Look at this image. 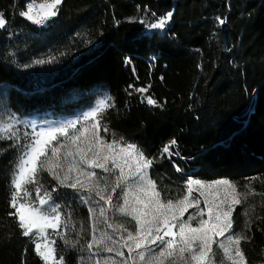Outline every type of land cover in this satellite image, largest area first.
Instances as JSON below:
<instances>
[{
    "label": "trees",
    "instance_id": "trees-1",
    "mask_svg": "<svg viewBox=\"0 0 264 264\" xmlns=\"http://www.w3.org/2000/svg\"><path fill=\"white\" fill-rule=\"evenodd\" d=\"M28 2L0 0L7 20L0 29V112L69 116L107 93L115 107L99 117L100 136L123 137L155 158L149 175L162 199L181 198L189 177L226 178L247 195L235 206L231 233L250 236L240 245L246 260L263 264L264 0H62L58 15L42 27L19 15ZM169 11L173 18L163 33H145L147 23ZM130 84H150L147 95L162 107L145 105ZM173 138L172 155L162 156ZM10 143L0 141L6 150L0 155V264H44L8 215L15 211L10 181L18 156ZM96 172L109 185L115 178ZM37 179L42 191L56 185L46 171ZM56 200L63 239L50 230L55 255L79 264L91 239L94 201L83 203L70 189H60ZM64 239L79 244L73 248Z\"/></svg>",
    "mask_w": 264,
    "mask_h": 264
},
{
    "label": "snow or ice",
    "instance_id": "snow-or-ice-1",
    "mask_svg": "<svg viewBox=\"0 0 264 264\" xmlns=\"http://www.w3.org/2000/svg\"><path fill=\"white\" fill-rule=\"evenodd\" d=\"M61 3L62 0H43L41 3L29 0L26 10L20 11L19 15L33 24L44 25L58 15V6ZM152 15L156 16L155 13ZM172 18L173 12L169 11L163 16L156 17L154 22L147 23L146 26L149 29H165ZM216 19L221 25L225 23V19L220 17ZM141 22L145 23L144 20ZM6 26L7 20L0 12V29ZM45 62L33 61L34 64ZM125 63L130 64V58L126 59ZM150 87V84L140 88L131 84L128 86L129 89L141 94L147 93ZM131 94L129 92V95ZM144 102L162 107L150 95L144 97ZM112 107H115L114 101L110 96H106L76 120L54 127H40L39 130L32 124L31 133H24L23 140L26 142H22L21 135L15 130L18 124L26 122L18 120L14 115L10 116L8 121L0 120V141H11L9 147L18 152L10 181L9 200L10 207L15 211L9 212L8 215L17 219L21 235L33 240L35 253L44 264H64L63 256L56 257L54 248L56 241L48 239L47 232L48 229H52L63 239V234L56 231L61 224L62 213L59 211V205H55L53 197V193H59L60 189L72 190L83 203L90 204L95 201L99 205V215L103 217L107 228L119 235V239L114 240L111 234L101 230L97 236L95 234L97 228L95 223L93 224L91 239L86 242L88 251L95 248L96 254L115 252L122 258L125 257L122 249L126 248L128 252V256L119 262L114 257H105L103 264H129V261L131 264H166L168 261L170 264H215L214 245L222 250L224 259L221 260V264L226 262L248 264L240 245L243 240H250L251 237L231 234L235 206L243 202L240 196L243 195L244 199H247V195L238 193L236 186L230 181L214 182L215 185L223 186L225 195L219 203L216 200H204L207 219L203 218L205 210L199 208V201L190 200L193 184L200 189L205 187L204 182L200 180L189 177L185 185L187 194L182 198L175 201L162 199L157 182L149 175L155 158L146 157L136 145L123 142V137L106 142L99 135V117L106 109ZM81 124L85 126L78 127ZM103 130L107 132L108 128L105 126ZM176 144V139H171L162 148L161 155L167 154L170 157L171 150ZM63 149H67L63 153L65 159L69 157L72 159L61 174L62 165L53 163V160H59ZM5 151L0 149V155ZM42 157L46 159L42 160ZM95 169L114 175L111 185L108 182L109 178L101 176ZM176 170L181 171L179 167ZM41 171H46L56 181L51 191L43 190V195H41L43 185L37 179ZM26 185L35 186L38 203L27 199L23 203L20 202L22 194L25 198L31 196ZM208 187L211 188L212 185ZM200 194L204 195V192L201 191ZM254 194L250 189L248 195ZM114 195L118 200H122L121 204H113ZM110 207H115L121 216L129 217L130 221L134 222L132 227L108 222L106 211ZM193 207L197 209L196 214H190L184 219V213ZM95 212L96 208H89L90 214ZM194 220L197 221L195 227L192 225ZM36 240H42L43 243H36ZM109 241L113 245H119V248L109 246ZM64 243L75 248L79 240L64 239ZM83 250L84 246L81 247V251ZM93 264H101V261L96 259Z\"/></svg>",
    "mask_w": 264,
    "mask_h": 264
},
{
    "label": "rangeland",
    "instance_id": "rangeland-1",
    "mask_svg": "<svg viewBox=\"0 0 264 264\" xmlns=\"http://www.w3.org/2000/svg\"><path fill=\"white\" fill-rule=\"evenodd\" d=\"M36 2L37 3H41V2H43V0H36ZM58 8H59V6H58ZM162 30L163 29H149V28H147V26H145V28H144V31L147 34H150V33H153V32L161 34ZM0 91H1V89H0ZM106 96H108V95L105 92L98 93L94 97L92 102L87 107H85L84 109L74 113L73 115H69V116H54V115H51V114H48V113H46V114H34V115H28V116H19V115H16V114H8V113H1L0 112V120L8 121L9 117L14 115L18 120H20L22 122H26V123L18 124L16 126V129H15V130H18V133L21 135L22 142H26V141L23 140V136H24V133H31V131H32L31 125L32 124H35L37 126L36 130H39L40 127H49V126L54 127V126H59L60 124L66 123V122L71 121V120H76L77 118H81L82 115L85 112L90 111L93 107H95L99 103V101L101 99H104ZM146 96H148L147 93H144V94L139 93V98L141 99V101L145 105H148L146 102H144V97H146ZM148 106H151V105H148ZM83 126H85V125L84 124L78 125V127H83ZM89 135H90V133H89ZM99 135H100V133H99ZM60 139L63 140V138H60ZM103 139L106 142H111L114 139L115 140H119L120 138L115 136V135H110V137L108 139H106V138H103ZM53 143H55V142H53ZM66 150L67 149H63L61 151V155H60V158H59L58 161L53 160V163H60L62 165L61 174H63V171L67 169V165L70 162V160L72 159L71 157L65 159L63 153ZM166 155L167 154H165V156ZM50 156H51V153L49 152V157ZM45 159L46 158H43L42 160H45ZM77 159H78V157H77ZM95 171L102 172V170H100V169H95ZM102 173L104 174V172H102ZM193 180H198V179H193ZM223 180L229 181L226 178H218V179H214V180H211V181L200 180V181L204 182L205 187L203 189H200L199 186H197L195 184L192 185L193 191H192V193L190 195V200L191 201H196V200L199 201V208H202V209L205 210L204 211V216H203L204 219L208 218L207 217V210H206L205 205H204V200L205 199H208L210 201L211 200H216V202L219 203L220 200L224 199L225 193H224L223 186L214 184V182H216V181H223ZM185 185H186V182H185ZM209 185H212V187L209 188L208 187ZM25 187H26V189L29 192H33V193H31L30 197H26V198L23 197V194H22L20 202L23 203L27 199V200L35 201L36 203H38V201L36 200V193H35L34 188L31 187L32 190H29L27 188V185ZM117 191L119 192V189ZM201 191L204 192V195L200 194ZM216 193H219V195L217 196ZM184 194H187L186 186H185ZM41 195H43V191L41 192ZM53 197H54L55 205H59L57 200H56L57 193H53ZM173 201H175V200H173ZM121 203H122V200H118L116 198V196L114 195L113 196V204L114 205H119ZM90 207L96 208V212L91 214V216H92V227H93V224L95 223L96 228H97V231H96L95 234L97 236H99L100 235V231L104 230V231H107L109 234H111L114 240H118L119 239V235L117 233H114L112 231V229L107 228L106 223H104V221H103V217H101L99 215V205H97L95 203V201H94V204H90ZM105 207H107V206H105ZM59 211L61 212L60 207H59ZM196 212H197V209L195 207L189 208L187 210V212L184 213V219H187L188 215H190V214L195 215ZM106 215L109 218L108 222L113 223V224H124L126 227L131 228L132 227V223H134V222L130 221L129 217L121 216L120 213L116 210L115 207L107 208ZM198 219H199V217H197V220ZM196 223H197L196 220L192 221V225L194 227L196 226ZM50 230H52V229H48L47 230V232L49 234L48 235V239L53 240L51 238V235H50ZM90 236H92V228H91V235ZM218 239H225V238H218ZM35 242L36 243H43L42 240H36ZM108 244L111 247L119 248V245H113L110 241L108 242ZM233 247H235V246L233 245ZM214 249L216 250V255L214 257L215 264H221V260L224 259L222 250L217 249L215 245H214ZM122 250L125 253V257L124 258H126L128 256L127 249L125 248V249H122ZM86 254L87 255L85 257L80 259L79 264H93L94 260H96V259H99L101 261V264H103L104 258L105 257H109V256L114 257L117 262H119L122 259H124L122 257L117 256L115 252H113V253L100 252V253L96 254L95 248L92 251H88L87 250ZM90 257H91V259H90ZM129 264H131V261H129ZM166 264H170V261L166 262ZM226 264H230V262H226Z\"/></svg>",
    "mask_w": 264,
    "mask_h": 264
},
{
    "label": "built area",
    "instance_id": "built-area-1",
    "mask_svg": "<svg viewBox=\"0 0 264 264\" xmlns=\"http://www.w3.org/2000/svg\"><path fill=\"white\" fill-rule=\"evenodd\" d=\"M40 27H42V26H44V25H39ZM166 157H167V155H166Z\"/></svg>",
    "mask_w": 264,
    "mask_h": 264
},
{
    "label": "water",
    "instance_id": "water-1",
    "mask_svg": "<svg viewBox=\"0 0 264 264\" xmlns=\"http://www.w3.org/2000/svg\"><path fill=\"white\" fill-rule=\"evenodd\" d=\"M170 23V22H169ZM163 31H164V29L162 30V32L161 33H163Z\"/></svg>",
    "mask_w": 264,
    "mask_h": 264
}]
</instances>
